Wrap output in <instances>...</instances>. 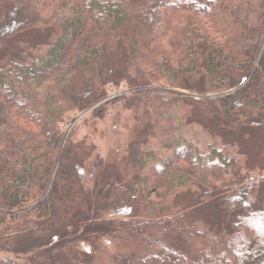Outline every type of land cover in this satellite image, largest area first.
I'll list each match as a JSON object with an SVG mask.
<instances>
[{"label": "trees", "instance_id": "obj_1", "mask_svg": "<svg viewBox=\"0 0 264 264\" xmlns=\"http://www.w3.org/2000/svg\"><path fill=\"white\" fill-rule=\"evenodd\" d=\"M122 85L134 93L111 99ZM120 99L150 109L166 157L113 186L115 264H264V166L239 140L264 130V0H0V243L83 209L97 148L66 130ZM180 189L218 218L189 221Z\"/></svg>", "mask_w": 264, "mask_h": 264}, {"label": "rangeland", "instance_id": "obj_2", "mask_svg": "<svg viewBox=\"0 0 264 264\" xmlns=\"http://www.w3.org/2000/svg\"><path fill=\"white\" fill-rule=\"evenodd\" d=\"M124 86L112 87L111 99L130 98L134 90ZM127 99L107 103L103 120L93 119L87 111L66 130L67 135L75 127L78 137H87L97 148L86 164L83 209L60 230L34 232L0 243V256L12 257L20 264H115V255L123 251L128 239L117 226L119 213L110 206L113 186L150 179L155 164L166 157L158 152L154 133L144 122L151 117L150 109L145 114L125 109ZM252 134L253 140L247 134L239 140L250 154L249 166L263 167L264 130ZM193 190H178L176 205L186 208L196 202L195 208L187 210L188 220L214 222L218 212L211 204L199 202ZM165 237L167 244L178 243L174 234Z\"/></svg>", "mask_w": 264, "mask_h": 264}]
</instances>
